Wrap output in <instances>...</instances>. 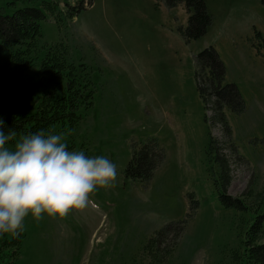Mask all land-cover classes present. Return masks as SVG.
I'll return each instance as SVG.
<instances>
[{
    "label": "rangeland",
    "instance_id": "obj_1",
    "mask_svg": "<svg viewBox=\"0 0 264 264\" xmlns=\"http://www.w3.org/2000/svg\"><path fill=\"white\" fill-rule=\"evenodd\" d=\"M59 3L78 12L61 26L54 17L42 23L38 57L63 43L70 60L83 65L95 83L92 109L64 139L89 156H108L118 175L84 209L40 222L26 217L16 264H236L252 212L264 200V0H207L212 24L190 42L182 35L188 25L182 4ZM211 46L226 66L224 83L236 85L244 101L241 113L225 110L230 134L221 131L200 96L197 59ZM213 137L228 164L227 194L245 201L250 213L219 204ZM147 140H156L166 157L149 182H132L126 167ZM183 219L184 232L168 234L159 245L164 257L153 261L147 241ZM0 264H8L1 255Z\"/></svg>",
    "mask_w": 264,
    "mask_h": 264
},
{
    "label": "trees",
    "instance_id": "obj_2",
    "mask_svg": "<svg viewBox=\"0 0 264 264\" xmlns=\"http://www.w3.org/2000/svg\"><path fill=\"white\" fill-rule=\"evenodd\" d=\"M59 1L0 0V117L5 120V130L16 129L17 138L41 129L62 132L67 137L77 129L95 102V83L90 72L70 60L66 45H52L45 49L41 60L38 57L42 23L54 17L61 26L63 21H72L78 12L77 7L67 6L64 11ZM160 1L168 8L184 5L188 25L182 35L187 42L206 35L212 24L207 0ZM256 35L262 39L260 32L256 31ZM197 62L201 68L197 74L199 91L206 110H213L217 124L224 129L221 131L230 134L225 110L241 113L244 101L236 85L224 83L226 66L215 47L202 51ZM212 139L217 151L213 162L219 168L214 190L220 206L226 211L250 213L245 201L227 194L228 164L219 156L217 142L214 137ZM68 147L74 149L75 144ZM165 157V151L156 140H147L134 149L125 170L126 178L141 184L149 182ZM193 197L191 194V202L195 201ZM252 213L244 253L236 264H264V200ZM187 220L170 222L147 241L144 247L154 256L153 261L164 257L166 249L159 248L162 240L171 232L178 235L184 232ZM25 237V231L19 236L10 233L0 236V255L8 264H16ZM158 264H162L161 261Z\"/></svg>",
    "mask_w": 264,
    "mask_h": 264
},
{
    "label": "clouds",
    "instance_id": "obj_3",
    "mask_svg": "<svg viewBox=\"0 0 264 264\" xmlns=\"http://www.w3.org/2000/svg\"><path fill=\"white\" fill-rule=\"evenodd\" d=\"M0 117V236H19L25 218L40 222L84 209L100 188L113 187L117 165L106 155L69 149L64 133L20 135Z\"/></svg>",
    "mask_w": 264,
    "mask_h": 264
}]
</instances>
